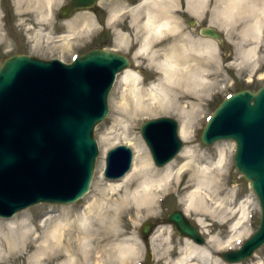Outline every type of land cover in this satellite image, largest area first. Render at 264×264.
<instances>
[{
  "label": "bare ground",
  "instance_id": "bare-ground-1",
  "mask_svg": "<svg viewBox=\"0 0 264 264\" xmlns=\"http://www.w3.org/2000/svg\"><path fill=\"white\" fill-rule=\"evenodd\" d=\"M17 1L20 5L34 8L38 12L36 22L42 23L45 17L54 13L61 0ZM207 2L186 0V7L200 18L204 13L202 10L205 11L202 3ZM175 3L177 0H142L130 8L134 17L128 32L118 29L117 45L128 47L135 35L134 44H137V39L140 42L135 55L144 56L150 67H153L149 69L157 77L151 83H146L145 78L133 69L121 73L119 79L125 92L116 106V112L127 117L155 112L176 113L184 118L179 129L180 137L189 140L196 126L194 114L200 111L198 101L209 95L216 84V68L212 67L211 59H217L219 49L211 36L197 37L189 32V35H179L185 27L178 16L181 8ZM216 4L219 21L227 30H231V23L239 19L247 20L241 30L238 52L245 61L256 59L264 30V0H216ZM125 8L122 3L110 8L109 23L121 16ZM210 22L217 29H224L218 24L217 17L216 23L213 18ZM82 23L80 30L86 31L93 26L90 21ZM32 35L37 40L43 36L41 29L37 28L33 29ZM132 144L135 152L132 169L125 176L107 184L101 179L93 200L84 212L73 214L69 210L62 216L40 218L34 211L24 210L10 218L1 219L0 264L8 262V258L14 254L31 260L32 264H40L51 254L62 256L69 251H77V248L88 247L87 244L92 240L103 243L119 239L125 233L123 226L147 215L158 214L162 198L173 188L177 191L188 190L181 198L185 203L183 210L187 217L195 215V223L202 232L215 230L219 223L227 224L230 234L225 242L218 233L209 237L207 242H216L212 249L185 238L180 256L175 261L169 258L164 264H226L214 254L231 247V239L239 234L231 238V195L226 193L221 178L230 167L225 153L220 151L218 158L213 161L192 147H185L175 159L157 168L145 154L146 149L139 139H135ZM239 212L241 218L232 225L234 230L240 226L243 217H247V205L242 204ZM128 215L131 216L129 219ZM3 225L10 227V233L2 232ZM169 229L171 236L173 227ZM165 232L164 226L157 227L150 237L151 245L159 244L157 239ZM171 243L167 241V253L171 251ZM119 244L115 245L119 255L126 256L125 260L132 258L135 245ZM77 255L67 264L77 263ZM13 261L16 262L17 258ZM255 264H264V258H258Z\"/></svg>",
  "mask_w": 264,
  "mask_h": 264
},
{
  "label": "water",
  "instance_id": "water-1",
  "mask_svg": "<svg viewBox=\"0 0 264 264\" xmlns=\"http://www.w3.org/2000/svg\"><path fill=\"white\" fill-rule=\"evenodd\" d=\"M99 0H70L61 18L94 8ZM202 33L222 41L212 28ZM131 65L128 56L95 48L66 63L29 54H14L0 66V217L9 218L38 203L71 204L91 188L99 147L96 126L109 114V96L117 76ZM141 134L158 166L181 151L179 122L163 116L144 121ZM236 142L235 165L251 184L261 206L258 229L237 250L221 253L231 263L249 258L264 245V85L226 97L209 117L203 144ZM128 145L110 149L104 175L124 176L132 167ZM182 236L205 244L199 228L180 210L167 215ZM155 225L146 222L148 240ZM151 253L147 255V262Z\"/></svg>",
  "mask_w": 264,
  "mask_h": 264
},
{
  "label": "rangeland",
  "instance_id": "rangeland-1",
  "mask_svg": "<svg viewBox=\"0 0 264 264\" xmlns=\"http://www.w3.org/2000/svg\"><path fill=\"white\" fill-rule=\"evenodd\" d=\"M69 1L70 0H61L51 16L45 17L42 23H37L36 18L38 12L34 8L20 5L17 0H0V66L5 58L13 54H29L43 59L58 58L68 63L71 62L74 57L84 54L91 49L106 48L128 56L131 60V65L127 69H133L140 73V75L145 78L146 83H151L155 77H157V74L149 69L153 68L150 67L149 61L146 60L144 56L135 55L137 53L136 49L140 45L138 39L137 44H134L136 40L135 35L132 39V43H130L128 47H126V45H117L118 33L120 30L128 32V28L132 24L131 21L134 16L130 8L137 6L140 0H99L93 9L79 10L74 12L69 18H61L59 16L60 9L67 5ZM120 3L126 8L123 10L121 16L113 23H109L110 8L118 6ZM177 4H179V7ZM175 5L181 8L178 12V16L185 27L184 31L179 35H189L191 33L197 37H209L208 35L200 34L199 27L206 24L211 18H213L214 23H216L217 17L218 24H221L220 27L224 26L220 23L218 13H216L218 6L216 0H208L207 3H202L205 11L202 10L204 13L200 18L189 12L186 7V0H177ZM140 15L143 16V13ZM188 20H195L198 26L191 27L188 24ZM83 21L92 22L93 26H91V29L86 31L80 30ZM246 21L239 19L236 23H231V30H227L225 26L223 30L213 27L223 36L217 59H211L212 67L216 68V73L214 75L216 84L211 89L209 95L203 96L198 101L200 111L194 114L193 119L196 126L193 128L191 139L184 140L181 138L184 142L183 148L192 147L197 152L207 158H211L213 161L218 158L220 151H223L228 157L230 167L221 178L225 183L227 189L226 193L231 195V238L233 235H239L231 239V247L226 249L223 248L220 252L214 254L215 257L221 259L226 264L232 263L226 262L221 257V252L239 248L245 240L258 229L261 220V208L258 198L251 188L250 182L245 179L235 166V141L220 140L213 145L207 146L201 141V135L208 117L226 96L244 89L257 91L264 84V30L259 44L260 50L258 51L259 53L256 59L245 61L238 52L241 30L245 26ZM35 28L41 29L42 31L43 36L40 40H37L32 35V31ZM118 29L120 30L118 31ZM227 33H230L231 37L230 35L228 37ZM124 92V86L121 84L119 77H117L109 96V114L95 129V138L100 153L89 192L83 198L71 204L38 203L21 211H34L35 215L40 218L46 216H62L69 210L73 214L84 212L85 207L93 200L96 194L98 182L101 179L104 184L112 181L104 175L108 151L120 144L128 145L132 148V143L135 139H139L144 145L146 149L145 154L152 160L155 167H164L154 163L150 150L141 135V124L146 119L167 116L174 118L181 125L184 118L176 113L163 112L134 114L133 117H131V115L128 117L121 116L116 112V106L118 102L121 101ZM126 135H128L127 138ZM187 193L188 190L177 191L174 188L170 189L162 198L161 205L158 208V214L147 215L137 219L135 222L123 226L122 229L125 233L121 235L119 239L105 241L103 243L92 240L87 244L88 247L77 248V251L74 250L76 254L73 253L74 251H69L62 256L51 254L45 257L40 264H67V261L76 256L77 252L79 254L77 255V263L75 264H164V261H168L169 258L171 261H175L180 256L179 251L185 246V238L189 237L180 235L175 230L173 224L166 222V218L170 212L175 210H180L184 213L183 208L185 203L181 198ZM242 204L247 205L248 214L247 217H243L240 226L234 230L232 229V225L241 218L239 208ZM127 217L129 219L131 216L128 215ZM4 218L5 217H0V220ZM187 218L196 225L194 214ZM148 221L155 225L152 234L155 229L160 226H164L167 231L162 236H159L157 239L159 244L155 246H152L150 238L146 240L142 233L143 224ZM216 225H218V228L208 232H202L198 227L201 234L206 238L204 245H208L211 249L216 246V242H207L209 237L218 233L222 241L225 242L230 234L227 224L221 225L218 223ZM170 226L173 227L171 236H169ZM1 230L4 233H10L11 231L10 227L6 225H3ZM167 241H172L170 253H167V251H169L167 250L169 249ZM119 243L127 245L130 243L135 245V253L132 258L125 260L124 258L126 256L122 257L119 255V250L115 247V245H120ZM150 253L151 260L146 263L147 255ZM15 257L17 258L16 262L13 261ZM258 258H264V245L258 248L249 258L236 263L255 264ZM9 259L12 261H9ZM4 264L32 263L31 260H25L20 255L14 254L9 257L8 262Z\"/></svg>",
  "mask_w": 264,
  "mask_h": 264
},
{
  "label": "flooded vegetation",
  "instance_id": "flooded-vegetation-1",
  "mask_svg": "<svg viewBox=\"0 0 264 264\" xmlns=\"http://www.w3.org/2000/svg\"><path fill=\"white\" fill-rule=\"evenodd\" d=\"M188 24L192 27V26H198L197 25V22L195 21V20H188ZM204 27H209V28H212V29H215V28H213V27H215V25H213L211 22H210V20L206 23V24H204V25H202L201 27H199V32H200V34H202V35H204L203 33H202V28H204ZM104 30V29H103ZM210 37V36H209ZM208 37V38H209ZM223 37V36H222ZM203 38H205V37H203ZM212 39H215V41H216V43H217V46H218V49L220 50L221 49V47H220V41H219V39H216V38H213V37H211ZM218 50V52H220Z\"/></svg>",
  "mask_w": 264,
  "mask_h": 264
}]
</instances>
